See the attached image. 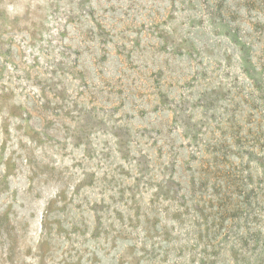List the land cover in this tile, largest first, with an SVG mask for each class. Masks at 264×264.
Returning a JSON list of instances; mask_svg holds the SVG:
<instances>
[{"label":"rangeland","instance_id":"obj_1","mask_svg":"<svg viewBox=\"0 0 264 264\" xmlns=\"http://www.w3.org/2000/svg\"><path fill=\"white\" fill-rule=\"evenodd\" d=\"M0 264H264V0H0Z\"/></svg>","mask_w":264,"mask_h":264}]
</instances>
